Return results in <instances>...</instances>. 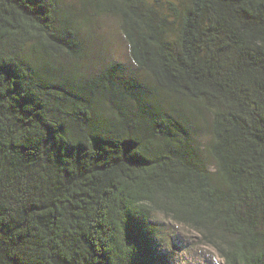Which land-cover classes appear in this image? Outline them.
I'll list each match as a JSON object with an SVG mask.
<instances>
[{"label":"trees","instance_id":"obj_1","mask_svg":"<svg viewBox=\"0 0 264 264\" xmlns=\"http://www.w3.org/2000/svg\"><path fill=\"white\" fill-rule=\"evenodd\" d=\"M185 4L0 0V264H159L152 212L264 264V0Z\"/></svg>","mask_w":264,"mask_h":264},{"label":"rangeland","instance_id":"obj_2","mask_svg":"<svg viewBox=\"0 0 264 264\" xmlns=\"http://www.w3.org/2000/svg\"><path fill=\"white\" fill-rule=\"evenodd\" d=\"M66 4H78L79 0H64ZM186 0H147V3L156 7L169 21L174 23L177 31L179 17ZM90 31L93 36L91 54H97L102 47L104 56L95 60L90 65V70H97L103 64L122 61L134 69L130 61L128 43L123 36L119 22L116 17L102 16L100 23ZM173 31L171 38H175ZM151 84V79H148ZM104 116L110 117L111 111L104 110ZM209 136L205 135L201 147L205 148ZM151 221L155 224L158 235L155 238L158 247V254L162 255L159 264H224V259L211 245L201 241L200 234L193 228L176 223L167 218L161 212H152Z\"/></svg>","mask_w":264,"mask_h":264}]
</instances>
